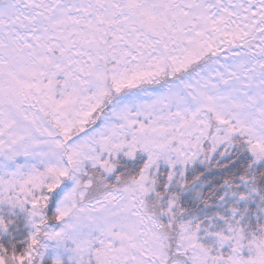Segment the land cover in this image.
I'll return each instance as SVG.
<instances>
[{"label":"snow or ice","instance_id":"6c2138e0","mask_svg":"<svg viewBox=\"0 0 264 264\" xmlns=\"http://www.w3.org/2000/svg\"><path fill=\"white\" fill-rule=\"evenodd\" d=\"M0 264H264V0H0Z\"/></svg>","mask_w":264,"mask_h":264}]
</instances>
